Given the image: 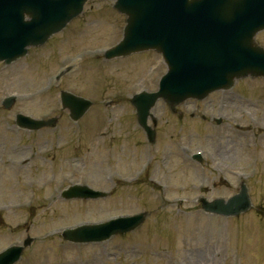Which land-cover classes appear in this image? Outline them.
I'll list each match as a JSON object with an SVG mask.
<instances>
[{"label":"rangeland","instance_id":"1","mask_svg":"<svg viewBox=\"0 0 264 264\" xmlns=\"http://www.w3.org/2000/svg\"><path fill=\"white\" fill-rule=\"evenodd\" d=\"M125 26L113 1H91L44 48L0 66V106L10 94L19 96L13 110L0 108V252L30 234L39 240L20 264H264V79L242 80L234 91L180 108L200 104L208 116L223 114L221 129L188 114L181 128L159 103L158 140L149 145L126 118L135 113L132 96L157 91L167 66L155 52L106 60L103 52L122 40ZM257 40L264 47V33ZM68 65L74 71L53 84ZM62 90L95 108L72 122L61 111ZM18 113L62 117L57 128L28 133L15 126ZM199 151L203 165L191 160ZM138 176L139 183L128 181ZM241 180L250 187L253 212L225 219L197 205L201 196H233ZM76 184L110 197L62 200L60 193ZM141 211L151 215L138 232L107 243L77 246L57 236L66 227Z\"/></svg>","mask_w":264,"mask_h":264},{"label":"water","instance_id":"2","mask_svg":"<svg viewBox=\"0 0 264 264\" xmlns=\"http://www.w3.org/2000/svg\"><path fill=\"white\" fill-rule=\"evenodd\" d=\"M87 1L0 0V62L11 63L25 56L28 46L44 44L79 16ZM117 8L128 14V26L125 40L108 57L157 49L170 67L159 93L144 94L133 101L143 125L159 98L174 108L188 98L203 99L214 90L229 88L236 78L264 76V49L254 43L256 33L264 29V0H118ZM25 15L30 20L25 21ZM62 102L75 120L91 106L89 101L66 92ZM12 104L9 101L6 106ZM20 119L21 124L33 129L56 125V120ZM90 193L77 189L66 197H95ZM250 207L246 186L228 204H205L206 210L227 216L239 215ZM144 217L84 227L65 233V238L102 241L137 228ZM21 254L22 248H12L0 255V264H12Z\"/></svg>","mask_w":264,"mask_h":264}]
</instances>
